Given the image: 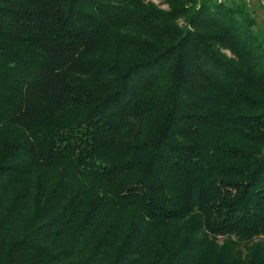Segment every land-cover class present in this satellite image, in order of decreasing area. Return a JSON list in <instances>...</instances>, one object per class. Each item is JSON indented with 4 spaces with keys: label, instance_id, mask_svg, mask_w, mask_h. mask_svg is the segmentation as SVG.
<instances>
[{
    "label": "trees",
    "instance_id": "1",
    "mask_svg": "<svg viewBox=\"0 0 264 264\" xmlns=\"http://www.w3.org/2000/svg\"><path fill=\"white\" fill-rule=\"evenodd\" d=\"M260 9L0 0V264H264Z\"/></svg>",
    "mask_w": 264,
    "mask_h": 264
},
{
    "label": "rangeland",
    "instance_id": "2",
    "mask_svg": "<svg viewBox=\"0 0 264 264\" xmlns=\"http://www.w3.org/2000/svg\"><path fill=\"white\" fill-rule=\"evenodd\" d=\"M153 2H155L156 4L159 3V0H152ZM161 7L162 8H167V5L166 4H161ZM259 14V18H262L264 16L263 12H258Z\"/></svg>",
    "mask_w": 264,
    "mask_h": 264
},
{
    "label": "crops",
    "instance_id": "3",
    "mask_svg": "<svg viewBox=\"0 0 264 264\" xmlns=\"http://www.w3.org/2000/svg\"><path fill=\"white\" fill-rule=\"evenodd\" d=\"M260 4L263 6V10L260 9L258 12H264V0H259Z\"/></svg>",
    "mask_w": 264,
    "mask_h": 264
}]
</instances>
